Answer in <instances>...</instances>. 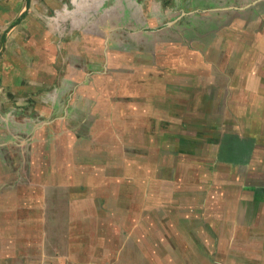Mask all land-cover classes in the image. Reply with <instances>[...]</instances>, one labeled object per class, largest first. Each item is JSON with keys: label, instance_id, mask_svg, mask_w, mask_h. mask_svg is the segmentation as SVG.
Returning <instances> with one entry per match:
<instances>
[{"label": "rangeland", "instance_id": "rangeland-1", "mask_svg": "<svg viewBox=\"0 0 264 264\" xmlns=\"http://www.w3.org/2000/svg\"><path fill=\"white\" fill-rule=\"evenodd\" d=\"M254 2L0 0V264H264L255 247L225 251L222 230L203 245L208 229L176 199L180 180L152 189L149 222L140 183L126 178L166 165L145 157L149 135L129 131L117 77L128 58L167 63V45L217 60L224 29L264 12Z\"/></svg>", "mask_w": 264, "mask_h": 264}, {"label": "crops", "instance_id": "crops-1", "mask_svg": "<svg viewBox=\"0 0 264 264\" xmlns=\"http://www.w3.org/2000/svg\"><path fill=\"white\" fill-rule=\"evenodd\" d=\"M254 3L264 5V0ZM241 21L236 28L224 29L222 52H214L215 45L208 48V54L219 56L209 58L206 65L201 64L199 51L188 53L181 44L167 45L168 53L174 55L167 63L128 58L127 71L117 76L127 82L126 99L119 102L129 108L128 129L149 135L143 144L148 151L145 157L154 161L158 156L163 164L156 165L166 168L154 172L148 168L144 176L131 175L126 180L140 183L142 209L149 222L153 211L146 200L151 199L152 189H165L179 180L186 183L176 199L180 207L186 206V218L191 214L192 221L208 229L205 234L199 227L197 239L206 246L216 245L215 232L222 230L225 251L232 252L235 245L255 247V255H261L255 260L263 261L264 12L247 24ZM111 64L112 70L121 69V63ZM179 164L195 172L180 179L177 169H168ZM73 244L82 246L83 240Z\"/></svg>", "mask_w": 264, "mask_h": 264}]
</instances>
